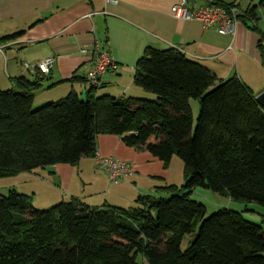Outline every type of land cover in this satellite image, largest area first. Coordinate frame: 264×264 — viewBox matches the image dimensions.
<instances>
[{
    "label": "trees",
    "instance_id": "obj_1",
    "mask_svg": "<svg viewBox=\"0 0 264 264\" xmlns=\"http://www.w3.org/2000/svg\"><path fill=\"white\" fill-rule=\"evenodd\" d=\"M222 5L224 4L216 0ZM239 19L251 22L254 7ZM0 89V177L93 156L100 134L168 163L184 183L163 185L128 208H95L77 198L36 208L30 195L0 194V264H264V226L241 212L206 207L195 188L264 206V108L239 78L219 80L176 48H149L133 83L154 99L71 91L34 107L39 82ZM199 103L196 123L190 100ZM193 234L186 248L182 241Z\"/></svg>",
    "mask_w": 264,
    "mask_h": 264
},
{
    "label": "crops",
    "instance_id": "obj_2",
    "mask_svg": "<svg viewBox=\"0 0 264 264\" xmlns=\"http://www.w3.org/2000/svg\"><path fill=\"white\" fill-rule=\"evenodd\" d=\"M178 1L0 0V89H14L20 77L39 82L40 88L33 91L34 107L71 91L85 97L91 88L85 75L92 63L90 55L80 49L98 42L108 48L118 67L100 76L95 96L153 99V93L133 83L135 65L149 48L179 49L219 80L236 76L255 96L264 91V0H218L242 10L254 7V29L251 22L239 19L233 34H220L196 19L174 17L170 9ZM188 1L200 4L206 0ZM48 57H53V63L42 72L37 64ZM95 151L127 162L131 173L109 183L89 156L76 165L56 164L24 174L28 182L57 192L50 204L77 198L95 208H128L141 195H162L157 189L163 185L184 183L183 175L173 171L174 164L176 171L181 167L177 161L173 164V156L164 163L149 152L126 146L117 135H98ZM34 188L29 194L20 193L30 195L33 202ZM138 261L148 264L143 256Z\"/></svg>",
    "mask_w": 264,
    "mask_h": 264
},
{
    "label": "built area",
    "instance_id": "obj_3",
    "mask_svg": "<svg viewBox=\"0 0 264 264\" xmlns=\"http://www.w3.org/2000/svg\"><path fill=\"white\" fill-rule=\"evenodd\" d=\"M171 14L180 19H196L204 27H215L220 34H233L234 27L243 15V10L237 5H222L216 0H206L203 3L191 2L188 0H179L171 6ZM83 54H89L92 63L91 68L85 75V81L91 87H97L100 82V76L107 71H115L118 63L112 57L108 48L100 46L95 42L92 47H83L80 49ZM53 63V57H48L40 61L37 66L40 71L47 72L48 67ZM28 68L27 63H23ZM94 161L106 174L109 183H117L123 177L131 173V166L122 160L109 155H101L94 152Z\"/></svg>",
    "mask_w": 264,
    "mask_h": 264
},
{
    "label": "rangeland",
    "instance_id": "obj_4",
    "mask_svg": "<svg viewBox=\"0 0 264 264\" xmlns=\"http://www.w3.org/2000/svg\"><path fill=\"white\" fill-rule=\"evenodd\" d=\"M84 98L85 97L83 96L82 99ZM142 99H148V98H142ZM190 106H191V110L193 109L192 114H193V126H194L196 123V118H197L198 109H199L198 100L191 99ZM173 157H174L173 164L175 163V161H177L178 164L179 163L181 164V167H179L178 165V171H176L175 164H174L173 171L174 173L178 172V175L182 176L183 175L182 161L176 155H174ZM24 173H28V172H21V173L12 175V176L0 177V194L7 195L8 191L13 190V189L18 192H25L29 194L30 192H32L31 189L35 187L34 190H36V195H35V198L33 199V205L36 208L46 209L56 204L57 202H59L57 201L56 203H52V204L48 203V202H53L52 200L55 199L54 196H56L57 192L56 194L51 192V190H49L47 187H44V184H41V183L35 184V183L28 182L26 175ZM174 173L173 175L175 176ZM194 190L195 191L191 197L193 198V200L201 202L202 204L205 205L207 216L219 209L226 208L229 210L241 212L244 215V217L247 218L248 220L256 224H261L262 226H264V218H262V216H264V206H261L255 202H246V203L237 202V201L231 200L228 197H224L217 193H214L208 189L197 187ZM49 198H50V201H49ZM64 200H68V199H64ZM193 236H194L193 234H189L184 237L182 241L183 249L187 247L188 241L192 239Z\"/></svg>",
    "mask_w": 264,
    "mask_h": 264
},
{
    "label": "water",
    "instance_id": "obj_5",
    "mask_svg": "<svg viewBox=\"0 0 264 264\" xmlns=\"http://www.w3.org/2000/svg\"><path fill=\"white\" fill-rule=\"evenodd\" d=\"M255 100L262 108H264V91H261L259 94H257L255 96Z\"/></svg>",
    "mask_w": 264,
    "mask_h": 264
}]
</instances>
